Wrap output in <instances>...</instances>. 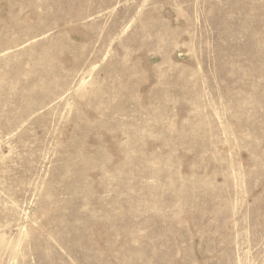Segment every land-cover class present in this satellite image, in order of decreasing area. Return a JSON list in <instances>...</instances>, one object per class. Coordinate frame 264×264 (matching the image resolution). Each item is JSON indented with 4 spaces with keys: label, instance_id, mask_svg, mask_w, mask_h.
Returning <instances> with one entry per match:
<instances>
[{
    "label": "rangeland",
    "instance_id": "obj_1",
    "mask_svg": "<svg viewBox=\"0 0 264 264\" xmlns=\"http://www.w3.org/2000/svg\"><path fill=\"white\" fill-rule=\"evenodd\" d=\"M0 264H264V0H0Z\"/></svg>",
    "mask_w": 264,
    "mask_h": 264
}]
</instances>
